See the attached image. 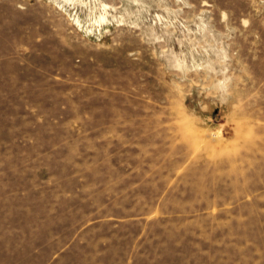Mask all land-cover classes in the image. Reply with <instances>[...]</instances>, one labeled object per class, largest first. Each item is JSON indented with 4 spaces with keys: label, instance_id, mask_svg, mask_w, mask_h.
Instances as JSON below:
<instances>
[{
    "label": "rangeland",
    "instance_id": "1",
    "mask_svg": "<svg viewBox=\"0 0 264 264\" xmlns=\"http://www.w3.org/2000/svg\"><path fill=\"white\" fill-rule=\"evenodd\" d=\"M0 264H264V0H0Z\"/></svg>",
    "mask_w": 264,
    "mask_h": 264
},
{
    "label": "bare ground",
    "instance_id": "2",
    "mask_svg": "<svg viewBox=\"0 0 264 264\" xmlns=\"http://www.w3.org/2000/svg\"><path fill=\"white\" fill-rule=\"evenodd\" d=\"M102 19L104 18V16L101 17Z\"/></svg>",
    "mask_w": 264,
    "mask_h": 264
}]
</instances>
